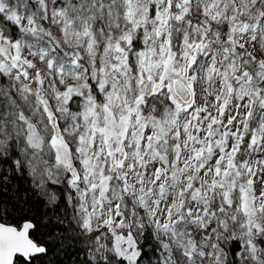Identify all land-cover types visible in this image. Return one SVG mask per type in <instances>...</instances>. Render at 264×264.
I'll return each instance as SVG.
<instances>
[{"label":"snow or ice","instance_id":"1","mask_svg":"<svg viewBox=\"0 0 264 264\" xmlns=\"http://www.w3.org/2000/svg\"><path fill=\"white\" fill-rule=\"evenodd\" d=\"M68 261L264 264V0H0V264Z\"/></svg>","mask_w":264,"mask_h":264},{"label":"trees","instance_id":"2","mask_svg":"<svg viewBox=\"0 0 264 264\" xmlns=\"http://www.w3.org/2000/svg\"><path fill=\"white\" fill-rule=\"evenodd\" d=\"M59 259L67 261V257L66 256H61V257H59ZM68 264H71V261H68Z\"/></svg>","mask_w":264,"mask_h":264}]
</instances>
